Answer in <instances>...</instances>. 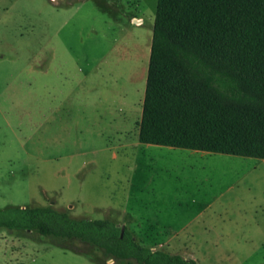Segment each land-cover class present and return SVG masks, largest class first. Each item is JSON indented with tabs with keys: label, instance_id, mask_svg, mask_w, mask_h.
Listing matches in <instances>:
<instances>
[{
	"label": "rangeland",
	"instance_id": "rangeland-1",
	"mask_svg": "<svg viewBox=\"0 0 264 264\" xmlns=\"http://www.w3.org/2000/svg\"><path fill=\"white\" fill-rule=\"evenodd\" d=\"M156 4L0 0V209L50 205L196 264H264L263 159L132 168ZM113 100L117 123L104 108ZM163 177V192L151 190ZM204 202L219 207L196 216ZM0 264L127 263L0 228Z\"/></svg>",
	"mask_w": 264,
	"mask_h": 264
},
{
	"label": "trees",
	"instance_id": "trees-1",
	"mask_svg": "<svg viewBox=\"0 0 264 264\" xmlns=\"http://www.w3.org/2000/svg\"><path fill=\"white\" fill-rule=\"evenodd\" d=\"M138 141L264 159V0H157ZM0 228L77 240L127 264H196L50 205L0 209Z\"/></svg>",
	"mask_w": 264,
	"mask_h": 264
},
{
	"label": "crops",
	"instance_id": "crops-1",
	"mask_svg": "<svg viewBox=\"0 0 264 264\" xmlns=\"http://www.w3.org/2000/svg\"><path fill=\"white\" fill-rule=\"evenodd\" d=\"M113 103H106L104 104L106 112H109L111 121L114 123H117V115L113 112V105L115 101H112ZM140 121V120H139ZM139 121L137 123V128L139 125ZM115 134H120V140L124 138L123 133L121 130H115ZM128 138V137H127ZM128 144V142H126ZM132 148H135L137 152L134 154L133 157V164L132 168L139 173H156V172H166L167 168L170 166L171 161H175L173 164L176 165L183 163H191L194 165L195 163L192 161L195 158H205L207 156H210L213 159H216V161H219V159L225 161V162H231L236 161V157L234 155H228V156H222V157H233V158H219L220 156H216L215 154L219 153H210L205 151H195V150H187V149H179V148H173V147H166V146H158V145H150V144H142L138 141V131H137V142H133L130 144ZM120 148H125V143L120 142ZM220 155H226V154H220ZM115 156V154H113ZM217 157V158H215ZM191 160V161H189ZM264 160V159H263ZM151 176V175H150ZM159 183H155L154 187H152L151 190L155 192H163L164 189V180H166L164 177ZM140 190H145L146 185H140ZM192 203L193 200L191 201ZM218 209V205L214 204V202H204L201 204H196L195 210H196V216H203L208 210L211 208Z\"/></svg>",
	"mask_w": 264,
	"mask_h": 264
},
{
	"label": "water",
	"instance_id": "water-1",
	"mask_svg": "<svg viewBox=\"0 0 264 264\" xmlns=\"http://www.w3.org/2000/svg\"><path fill=\"white\" fill-rule=\"evenodd\" d=\"M135 21V20H134Z\"/></svg>",
	"mask_w": 264,
	"mask_h": 264
}]
</instances>
